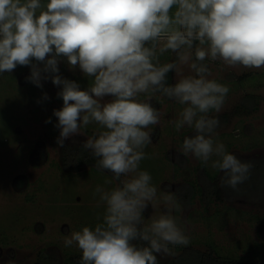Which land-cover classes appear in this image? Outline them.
Here are the masks:
<instances>
[{
	"label": "clouds",
	"instance_id": "9594fccd",
	"mask_svg": "<svg viewBox=\"0 0 264 264\" xmlns=\"http://www.w3.org/2000/svg\"><path fill=\"white\" fill-rule=\"evenodd\" d=\"M169 52L175 59L162 63ZM206 60L264 68V0H0V74L28 66L27 82L43 88L50 79L60 88L63 106L53 110L58 147L96 125L81 146L98 171L112 174L105 184L118 181L94 190L104 206L99 222L64 238V247L81 250L80 264H159L170 246L191 242L173 215L179 204L171 186L162 193L164 211L145 222L157 202L152 176L140 168L151 158L146 129L161 120L156 94L182 106L171 121L177 132L193 129L183 140L184 156L205 166L211 161L224 174L222 186L233 190L249 179L252 162L226 150L216 132L220 121L209 115L222 110L230 88L209 78ZM62 61L79 68L87 88L60 75ZM184 65L193 74L183 75ZM170 72L179 77L172 84Z\"/></svg>",
	"mask_w": 264,
	"mask_h": 264
},
{
	"label": "rangeland",
	"instance_id": "374dc122",
	"mask_svg": "<svg viewBox=\"0 0 264 264\" xmlns=\"http://www.w3.org/2000/svg\"><path fill=\"white\" fill-rule=\"evenodd\" d=\"M174 59L175 54L169 52L161 57V62ZM205 63L212 73L209 78L230 88L222 110L209 113L210 116L227 115L228 121L216 129L219 141L240 160H264V84L249 79L253 75L258 77L264 68H233L219 60ZM59 69L64 78L77 81L82 89L88 87L89 79L78 67L70 69L62 61ZM182 73L193 74L187 65L182 66ZM29 75L28 66H17L12 73L0 74V264H80L81 250L75 245L64 247V238L99 222L97 215L104 212V206L99 203L98 195H93L94 190L97 185L111 189L118 181L105 184L112 179V174L98 171L95 164H85L79 169L63 165L66 148L80 147L95 134L97 126L82 128V135L69 138L63 148L58 147L59 129L55 127L58 121L53 110L63 106L62 98L56 95L60 88L50 79L42 81L43 88H38L25 80ZM178 78L171 72L172 83ZM44 93L48 94V100L43 99ZM246 93L259 96L260 108L252 114L241 115L235 106ZM152 104L162 115L158 125L146 129L152 142L144 151L151 158L142 160L140 168L151 174L152 183L157 187V202L144 213L145 222L164 211L162 193L169 186L175 192V188L193 181L201 191V184H211L204 177L206 169L217 175L216 182L212 183L217 187L218 197L206 203L198 191L192 202L184 203L176 194L179 209L173 215L190 237L187 247L208 253L209 242L221 246L236 245L239 239L249 235L256 239L264 220V181L257 199L243 193L228 195L219 178L224 174L212 168L211 161L205 166L193 156L182 154L184 138L194 134L188 127L177 132L171 123L178 118L182 106L160 94L152 98ZM49 118L51 122L46 123ZM249 181L250 178L239 187H247ZM246 242L243 240L238 245L240 253H246ZM170 247L171 255L161 254L158 258L167 264H174L181 252L188 253L185 246ZM222 248L226 249L227 257L242 258L243 254L230 255L234 253L232 248Z\"/></svg>",
	"mask_w": 264,
	"mask_h": 264
},
{
	"label": "trees",
	"instance_id": "16d2710c",
	"mask_svg": "<svg viewBox=\"0 0 264 264\" xmlns=\"http://www.w3.org/2000/svg\"><path fill=\"white\" fill-rule=\"evenodd\" d=\"M251 80H256V82H259V84H264V72H262L260 75H253L249 77ZM168 83L172 84L171 82V72L168 74ZM255 83V82H254ZM260 108V99L259 96L252 93H246L243 95L241 100L236 104L235 110L241 114V115H249L256 111H258ZM214 117L218 118L220 121V125H223L227 120V115L225 114H216L213 115ZM218 127V128H219ZM67 150L65 151L64 156V166L68 169H79L86 163H95L96 159L91 155L90 151L85 150L80 147H67ZM247 161V160H241ZM252 162L253 169H251L250 173V181L249 185L245 188L239 187L238 185L237 190H233L230 187H227V193L229 195H236L239 193H243L245 196L250 197L251 199H257L258 195L260 194L261 185L264 181V160L262 161H247ZM255 162V163H254ZM204 177H207L209 180H213L217 176L214 174H210V172H204ZM208 182L206 183V190L203 191L202 199L206 203H210L213 200V196H217V191L215 188V185ZM187 192L183 193L185 200L189 202L196 194V191L186 186ZM218 197V196H217ZM264 221V220H263ZM260 233L262 237H264V222L260 228ZM187 254L184 252H181L179 255L175 258L174 264H264V260L262 261H247V260H229V259H219L215 257L214 255L205 256L203 255L202 251L195 248V247H186ZM159 264H167L165 261H162L158 259ZM167 262H173V261H167Z\"/></svg>",
	"mask_w": 264,
	"mask_h": 264
},
{
	"label": "crops",
	"instance_id": "0c3cea01",
	"mask_svg": "<svg viewBox=\"0 0 264 264\" xmlns=\"http://www.w3.org/2000/svg\"><path fill=\"white\" fill-rule=\"evenodd\" d=\"M256 221L259 223V221H260L259 218H256ZM261 221H262V223H261V226H262L264 221L263 220H261ZM259 233H256V235L258 234L256 239H254L252 236L249 235V238H245V239L241 238V239H239L236 242V245L225 243V244H221V246H219L216 243L209 242L208 243V245L210 247L208 249L209 252L208 253L207 252H203V254L205 256H209V255L212 254V255H214L215 257H217V258H219L221 260L229 259V260L262 261V260H264V237H262L261 233L260 234ZM259 237L261 238V240H260ZM258 238H259V240H258ZM248 239H250V240H248ZM243 240L244 241L245 240L248 241V242H246V248H247L245 250L246 253H240L239 246H238ZM227 246H228V249L232 248L234 250V253L230 254V255H236L237 256V255H240V254L242 255L243 254L242 258L227 257L228 254H227L226 249L223 250V248H222V247L226 248ZM248 250H249V252L247 253Z\"/></svg>",
	"mask_w": 264,
	"mask_h": 264
},
{
	"label": "flooded vegetation",
	"instance_id": "af4514ba",
	"mask_svg": "<svg viewBox=\"0 0 264 264\" xmlns=\"http://www.w3.org/2000/svg\"><path fill=\"white\" fill-rule=\"evenodd\" d=\"M86 164H95V163H86ZM85 165V164H84ZM83 165V166H84ZM82 168V167H81ZM208 170H206L205 169V172H207ZM209 172V171H208ZM211 173V172H210ZM212 174V173H211ZM206 175V174H205ZM200 176L202 177V174H200ZM215 176H217V175H215ZM223 176L224 175H222V173H221V175L219 176V178H221V179H223ZM216 178H214L213 180H209L211 183H212V181L215 183L216 182V180H215ZM201 182H204V180H203V178H202V180H201ZM191 184H196V183H194L193 181H189V182H187V183H185L184 185L185 186H183L182 188H175V194H177L178 196H179V198H180V200L181 201H183L184 203H190V202H192V200H193V198L195 197H193L189 202H187V200H185V198H184V195H183V193H185V192H187V190H186V186L188 187H191V188H193L195 191H196V193L198 192V191H200V190H198L197 188V184H196V186L194 187V186H191ZM179 186H181V185H179ZM216 189H217V187H216ZM205 190H206V186H205V182H204V184H201V193L203 194V191L205 192ZM217 191V190H216ZM218 193V192H217ZM228 194V193H227ZM196 195V194H195ZM229 195V194H228ZM230 196H232V195H230ZM214 197V196H213ZM204 255V254H203ZM158 258H159V256H158Z\"/></svg>",
	"mask_w": 264,
	"mask_h": 264
}]
</instances>
